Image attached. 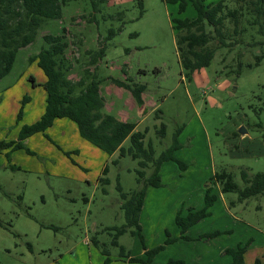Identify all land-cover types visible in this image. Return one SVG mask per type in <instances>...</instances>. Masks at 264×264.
<instances>
[{
    "label": "rangeland",
    "instance_id": "obj_1",
    "mask_svg": "<svg viewBox=\"0 0 264 264\" xmlns=\"http://www.w3.org/2000/svg\"><path fill=\"white\" fill-rule=\"evenodd\" d=\"M95 2L94 7L90 0H69L61 6L60 18L43 23L0 80V264H104L103 251L112 260L109 264H131L120 257L121 248L125 255L145 257L137 233L131 234L134 229L113 244L112 229L125 223L117 186L124 193L139 187L136 160L120 158L118 152L109 156L88 144L66 118L24 142L32 154L12 149L21 127L37 121L44 111L45 76L28 59L46 47L45 34L64 37L71 64L68 79L77 81L85 78V69H95L107 104L103 112L134 124L135 131L145 134V146L151 143L155 158L180 131V147L173 156L187 168L182 172L173 162L163 163L161 186L146 187L139 215L145 247L164 245L152 264L170 259L225 264L238 246L245 249V264L257 258L264 264V194L239 201L238 194L221 193L213 184L211 194L217 200L186 231L188 240L180 238L175 224L177 211L184 216L188 209L203 207L214 173H230L241 190L242 170L250 176L264 174V45L216 49L210 65L187 80L171 19L193 18L191 6L179 15L176 5L163 0ZM225 27L232 31L230 19ZM261 40L256 28L248 32L246 41ZM101 44L103 59L89 66L86 52L97 51ZM216 45L213 41L211 47ZM112 79L144 85L143 105L139 107L129 91H118ZM25 97L29 101L22 106ZM161 124L165 136L159 139ZM242 127L246 134H239ZM123 146L128 147L129 140ZM151 172L145 170L146 176ZM100 177L107 179L106 185L98 182ZM215 232L220 235L211 237ZM167 237L175 242L165 245Z\"/></svg>",
    "mask_w": 264,
    "mask_h": 264
},
{
    "label": "trees",
    "instance_id": "obj_2",
    "mask_svg": "<svg viewBox=\"0 0 264 264\" xmlns=\"http://www.w3.org/2000/svg\"><path fill=\"white\" fill-rule=\"evenodd\" d=\"M69 0H0V80L11 71L17 52L33 43L40 27L49 20L59 19L61 6ZM95 7V0H90ZM102 2L103 0H98ZM166 4L176 5L177 13L183 14L188 6L195 11L193 18H172V28L175 31V44L178 62L183 71L185 79L190 80L192 75L210 65L216 49L233 46H255L264 45V0H221L217 3H209V0H163ZM234 4L233 8L229 4ZM232 21V31L229 33L225 27V21ZM256 28L257 33L262 37L261 41H246L250 30ZM113 32L110 31V36ZM250 39L253 35L249 34ZM46 45L36 55L29 57L30 63L43 72L45 81L42 87L45 91V107L40 118L30 125H23L18 133L17 142L13 151L23 149L27 154H32L24 146V141L37 133L47 131L56 119L66 118L75 123L79 136L88 144L98 148L107 155L118 152L119 157H130L137 161L138 169L136 182L139 187L129 193L122 192L120 186L117 190L122 203L121 209L124 214V225L113 228L114 242L117 237L130 229L131 234L137 233L144 251V258H129V263L151 264L154 257L164 249L160 245L154 249H147L144 245V238L139 226V215L145 199L147 186L158 188L161 186L159 170L163 163L173 162L180 171H185L187 164L177 160L173 152L180 147L177 141L179 132H176L172 144L165 149L157 158L154 157V150L151 143L145 146V134L134 131L135 125L126 121H120L110 114L103 112L105 98L100 93V80L96 78L95 69L90 71L89 67L84 70L85 78L77 81L70 80L66 74L71 69L65 50L67 43L62 35H43ZM217 45L211 47L212 42ZM90 55L89 66H95L105 55V45L99 46L97 51L86 52ZM259 61V57L256 58ZM127 79L125 82L112 79L111 82L117 87L130 92L136 104L143 105L142 94L145 91L144 85L132 83ZM28 98H23L22 106L27 103ZM19 110L17 120L21 119ZM159 139L165 136V126L161 124L156 131ZM264 137V135H263ZM128 139L129 146L123 147V142ZM2 145L0 143V152ZM152 168L149 176L145 170ZM107 172L105 166L102 170L104 176ZM213 181L220 186L221 193H236L238 200L264 194V174L257 173L250 176L245 170L241 171V179L244 188L241 190L233 181V177L226 171L216 172ZM102 185L107 184V179H98ZM217 197L211 194L209 186L205 189L204 205L201 209H188L186 215L182 216L178 211L175 215V224L179 229L180 238L188 240L186 231L200 222L214 205ZM220 232L211 234L217 237ZM175 242V239L166 238L164 244ZM96 244V240L93 239ZM104 264H109L111 259L105 252ZM245 249L236 247L231 251V262L229 264H245ZM124 256L121 248L120 257ZM126 258V257H125ZM166 264H182L181 260L170 259ZM253 264H261L260 259H255Z\"/></svg>",
    "mask_w": 264,
    "mask_h": 264
},
{
    "label": "crops",
    "instance_id": "obj_3",
    "mask_svg": "<svg viewBox=\"0 0 264 264\" xmlns=\"http://www.w3.org/2000/svg\"><path fill=\"white\" fill-rule=\"evenodd\" d=\"M122 89H123V88H122ZM117 90L121 92V88H120V87L117 88ZM100 93H101V92H100ZM102 96H103V95H102ZM105 104H106V100H105ZM106 105H107V104H106ZM106 105L104 106V108L106 107ZM118 120L123 121V120H121V119H118ZM134 131H135V129H134ZM138 132H139V131H138ZM26 140H27V139H26ZM26 140H25V141H26ZM126 140H128V139H126ZM126 140H125V141H126ZM25 141H24V142H25ZM125 141H124V142H125ZM124 142H123V143H124ZM122 146H123V144H122ZM123 147H124V146H123ZM126 148H127V147H126ZM113 154H114V153H113ZM147 169H150V170L152 171V168H151V167H150V168H147ZM147 169H146V170H147ZM212 178H213V177H212ZM213 184H214V185H217V183H215V182L213 181V179H211V182H210L209 185H208L210 189L212 188L211 185H213ZM217 186H218V185H217ZM218 187H219V186H218ZM219 191H220V189H219ZM220 192H221V191H220ZM128 193H129V192H128ZM144 201H145V199H144ZM143 206H144V203H143ZM142 209H143V207H142ZM142 209H141V211H142ZM177 212H178V211H177ZM177 212H176V213H177ZM140 213H141V212H140ZM198 223H199V222H198ZM141 252H143V254H144L143 249H142ZM140 256H141V255H140ZM125 257H126V258H125ZM128 257H129V258H135V257H131V256H129L128 254H126V255L124 254L123 257L121 256V258L124 259L126 262H128V260H127ZM154 258H155V257H154ZM153 260H154V259H153ZM111 261H112V260H111ZM254 261H255V260H254ZM230 262H231V259H230V261H227L225 264H229ZM261 262H262V261H261ZM128 263H129V262H128ZM152 263H153V261H152ZM152 263H151V264H152ZM131 264H132V263H131ZM133 264H138V263H133ZM252 264H253V263H252ZM261 264H263V263H261Z\"/></svg>",
    "mask_w": 264,
    "mask_h": 264
},
{
    "label": "water",
    "instance_id": "obj_4",
    "mask_svg": "<svg viewBox=\"0 0 264 264\" xmlns=\"http://www.w3.org/2000/svg\"><path fill=\"white\" fill-rule=\"evenodd\" d=\"M239 134H241V135L246 134V131L243 130V127L240 128V130H239Z\"/></svg>",
    "mask_w": 264,
    "mask_h": 264
}]
</instances>
